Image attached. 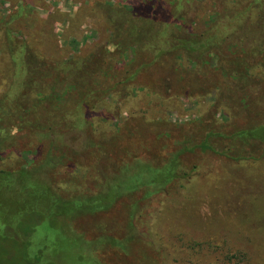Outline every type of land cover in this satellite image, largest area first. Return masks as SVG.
Returning a JSON list of instances; mask_svg holds the SVG:
<instances>
[{
    "label": "trees",
    "instance_id": "16d2710c",
    "mask_svg": "<svg viewBox=\"0 0 264 264\" xmlns=\"http://www.w3.org/2000/svg\"><path fill=\"white\" fill-rule=\"evenodd\" d=\"M143 1L130 2L129 9L99 7L100 18L111 24L114 37L108 46L89 47L81 57L68 61H48L12 28L0 29V46L11 69L7 87L0 94V159L15 152L37 157L21 169L0 167V185L19 189V193L43 190L51 194L60 206L53 210L54 215L74 223L81 213L114 211L111 193L130 195L135 208L128 214L129 224L123 225V236L111 242L108 231L97 233L105 243L106 255H114L117 264H142L141 257L129 250L130 233L152 247L142 225L151 224L150 218L152 224H160L172 212L179 214L185 206L174 200L180 194L189 193L186 200L198 195L202 187H212L209 181L214 169H207L208 160H215L219 172L222 169L220 179L225 182L240 170L259 172L264 168V118H260L264 116V0H234L232 7L203 29L187 14L193 0ZM132 50L133 58L124 61ZM188 60L196 68L181 75L173 63ZM224 64L230 66L228 70ZM200 66L204 71L200 72ZM204 84L216 86L222 100L249 102L255 124L225 132L214 127L200 130L191 123L176 136L136 142L126 135L123 125L122 132L96 129L95 122L100 120L95 114L107 110L110 100L123 102L119 99L124 94L156 88L155 95L169 102L174 97L189 98L192 89L195 93ZM58 87L62 94H57ZM148 142L157 148L152 158L142 151ZM196 152L202 156L193 155ZM186 154L193 155L192 162L195 158L198 166L188 167ZM69 171L70 198L65 195L69 191L58 183L60 174ZM38 175L44 179L39 180ZM219 182L213 185L216 191ZM198 231L194 237L203 235ZM248 233L264 237V230L258 228L247 227ZM232 238L223 243L234 250L240 247L243 254L228 256V262L238 259L239 264L253 260L264 264V251L255 257L253 243ZM20 264H40L37 251L22 256Z\"/></svg>",
    "mask_w": 264,
    "mask_h": 264
},
{
    "label": "rangeland",
    "instance_id": "374dc122",
    "mask_svg": "<svg viewBox=\"0 0 264 264\" xmlns=\"http://www.w3.org/2000/svg\"><path fill=\"white\" fill-rule=\"evenodd\" d=\"M130 2L140 4L144 1L0 0V29L12 28L18 38L34 45L37 52L48 61H68L81 57L89 47L108 46L114 37L111 24L101 20L99 7L129 9ZM234 4V0H193L187 14L196 21L198 28L203 29L219 13ZM133 54V50L128 52L123 57L124 61L133 58ZM212 64L217 66V62ZM174 65L181 75L196 68L189 60ZM223 67L228 70L230 66L224 64ZM199 70L204 71L202 66ZM10 76L9 60L0 46V94L6 89ZM156 91V88L148 92L140 88L132 96L124 94L119 99L123 102L108 101L111 106L95 114L100 120L95 122L96 129L122 132L120 126L123 125L126 135L136 142L170 134L176 136L181 128L191 123L200 130L214 127L222 128L225 132L243 130L255 124L251 121L255 114L250 113L249 102L242 105L241 102L236 104L228 101L227 97L222 100L216 86L204 84L195 93H192V89L189 98L174 97L173 102H166V97L156 96ZM56 92L63 93L59 87ZM169 94L167 91L166 96ZM117 108L118 111L115 110ZM260 118L264 116L260 115ZM142 147L144 150H141L151 158L157 149L152 142ZM197 153L193 155H199ZM193 155L186 154L184 157L190 168L197 165L195 158L192 162ZM36 158L34 153L15 152L0 159V167L21 169L30 166ZM206 166L209 167L207 169H214L209 183L216 185L221 181L222 169L219 172L220 168L214 159L208 160ZM67 174L58 177L63 190L69 191L65 195L70 193V171ZM233 174L227 182H219L218 191L212 185L210 189L202 187L198 195L186 200L183 199L189 193L176 197L174 202L185 206L179 213L180 217L172 212L170 206L168 210L172 212L171 217L163 219L160 224H152V218L148 219L151 224H143L144 229L141 230L147 236L145 240L152 241V247L130 233L132 245L129 250L132 254L136 258L141 257L142 264H239L238 259L228 262V256L239 257L243 254L240 247L234 250V246L227 247L223 243L229 237H238V241H249V244L256 246L257 257L259 251H264V237L246 235V232L247 227L264 230V168L259 172L240 170ZM38 179L42 181L44 177L38 175ZM111 198L115 200L114 211L93 213L91 210L79 214L74 223L69 218L54 215L53 210L56 211L60 206L57 198L51 194L46 195L43 190L34 194L33 191L19 193V189L12 190L0 185V264H20L22 256L28 255L30 250L37 251L40 264H117L114 255H106L105 243L100 241L97 233L108 231L111 242V239L121 238L126 232L123 225L129 224L128 214L134 212L135 201L124 193H111ZM202 208L210 211L203 212ZM198 229L203 235L194 237ZM32 230L35 232L31 233ZM219 234H222V238L218 237ZM250 264L258 263L253 260Z\"/></svg>",
    "mask_w": 264,
    "mask_h": 264
}]
</instances>
